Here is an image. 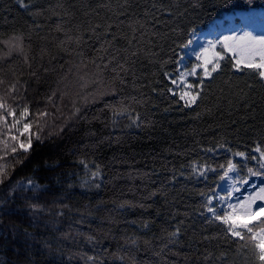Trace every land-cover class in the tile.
<instances>
[{
  "label": "trees",
  "instance_id": "1",
  "mask_svg": "<svg viewBox=\"0 0 264 264\" xmlns=\"http://www.w3.org/2000/svg\"><path fill=\"white\" fill-rule=\"evenodd\" d=\"M252 8L264 0H0V97L14 119L25 106L32 114L22 121L32 124L27 153L11 139L27 144L22 122L10 134L0 123V264H264L251 244L205 222L199 195L247 178L222 181L219 165L256 164L227 149H264V82L221 61L185 107L165 75L175 78L178 61L197 63H183L181 47L196 32ZM113 34L123 84L113 81L116 61L99 76L90 62L102 63L96 49ZM17 79L20 98L6 96ZM40 112L48 115L38 124ZM137 114L140 126L130 127ZM194 161L216 171L198 177Z\"/></svg>",
  "mask_w": 264,
  "mask_h": 264
},
{
  "label": "snow or ice",
  "instance_id": "2",
  "mask_svg": "<svg viewBox=\"0 0 264 264\" xmlns=\"http://www.w3.org/2000/svg\"><path fill=\"white\" fill-rule=\"evenodd\" d=\"M95 32V29L92 30ZM71 39V38H70ZM97 40L101 37L96 36ZM117 36L112 35V40H103L100 47L96 49L97 59L101 60V64H96V60L90 61L95 64L97 68L96 75L103 74L105 70H109V65L116 61V67L110 69L115 73L113 81L118 80L120 84L124 83L123 77L120 72L127 73V69L123 64L119 63L118 56L119 50L115 48L112 41H115ZM75 43H81V39L77 38ZM7 43V42H6ZM194 41L189 39L182 48H189ZM219 46V51L217 47ZM109 49L112 50V54L109 55ZM135 55V53H133ZM193 55L197 63L190 69H184L181 61L180 67L175 70V78H172L171 74L165 73L169 77V82L173 86L168 91L173 96L179 97V101L184 102L185 107H189L197 103V99L201 93L198 90L204 83V78H212L213 73H217L222 70L221 61H227L230 67L236 71L245 72L256 76L261 82H264V37H254L251 33H245L240 36L232 35L225 36L223 40H216L208 42L207 47H201L199 50H194ZM107 60V63L103 61ZM127 63V61H125ZM31 67V65H29ZM43 72H47L48 69H43ZM200 74V80L193 84L189 81V77ZM31 76L36 80L40 77L37 75V70L33 69ZM103 83V81H101ZM0 85H5V81L0 79ZM23 85L19 80H14L10 85H6V96H10L13 93L17 95L14 99L20 98L21 89ZM193 89H197L193 91ZM115 89H113L114 91ZM56 96V92L53 91L47 96V101L52 102L53 97ZM0 110H3L6 115H0V123L4 125L5 130L10 134L11 130L20 124L23 120H26L32 115L27 106L23 107L20 112V118L14 119V122L9 125V117H16V110L11 108L4 97H0ZM75 112H80L79 108L75 109ZM127 113V109H121L118 113L114 112V115L124 116ZM47 112H40L36 114L37 123L39 124L40 117L47 116ZM139 115L132 121L129 126L139 127L137 123ZM31 128L32 124L23 123L20 136H25L27 144L19 140V136H11V139L18 141V147L21 152L27 153L31 149ZM19 131V130H18ZM27 134V135H25ZM39 140V136L37 135ZM220 148H227L226 145H218ZM234 157L241 158L242 161H255L256 164L253 167L239 166L233 163L231 160L227 162V166L219 165L218 167L224 168L223 175L220 176V180L231 179L230 174H236L239 177V173L244 171L247 178H237L231 185V191H227L226 194H219L215 189L210 192H201L199 195L204 197L203 200V212L201 215L205 217V222L208 224H215L217 227L223 230L225 235L229 236L234 242H245L251 244L256 250L258 260L264 262V149L259 145L252 150V152L258 154H251L249 152L237 151L232 153L231 149H227ZM13 153L17 151L15 147L12 148ZM208 151H215V149H209ZM83 163V161L81 162ZM87 167V165H85ZM208 171H216L207 164H203L200 167H196V162L192 163V172L198 177H205ZM93 177H98L99 172L92 173ZM256 178L258 182H252L250 184L251 191L246 195H238L241 192L240 187L235 185L239 184L249 185L250 181ZM175 179V177H173ZM3 180H0V184ZM24 186V185H22ZM26 188L32 191H43L39 184H34L32 181H28ZM155 195V193H152ZM147 225H145L146 227ZM27 236V233L25 234ZM180 235V229L176 228L175 231L169 233L172 238H178ZM205 239H208L205 237ZM135 243V241H132ZM210 255V254H208ZM208 255H205L203 259H208ZM187 260V257L185 258Z\"/></svg>",
  "mask_w": 264,
  "mask_h": 264
},
{
  "label": "rangeland",
  "instance_id": "3",
  "mask_svg": "<svg viewBox=\"0 0 264 264\" xmlns=\"http://www.w3.org/2000/svg\"><path fill=\"white\" fill-rule=\"evenodd\" d=\"M238 18V20H236ZM245 33H251L254 37H264V9L262 8H252L249 10H239L236 13V17L229 15L225 19H221L213 24L209 29L201 30L196 32L192 40L194 43L185 49V55L182 58L183 63L186 62V58H195L193 55L194 50H199L201 47H207L208 42L223 40L225 36H240ZM184 66V65H183ZM184 69L190 70L184 66ZM14 120L13 117H10ZM24 122L21 123V125ZM254 182H258L255 180ZM249 185H235L241 188V192L238 195H246L247 192L251 191ZM232 189L230 188L229 191ZM226 188L221 185L216 190L217 193L223 195Z\"/></svg>",
  "mask_w": 264,
  "mask_h": 264
}]
</instances>
